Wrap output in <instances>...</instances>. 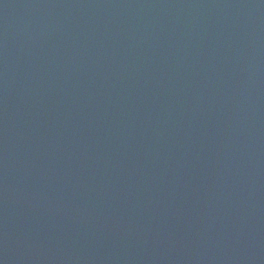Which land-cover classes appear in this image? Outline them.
Instances as JSON below:
<instances>
[{"label": "water", "instance_id": "1", "mask_svg": "<svg viewBox=\"0 0 264 264\" xmlns=\"http://www.w3.org/2000/svg\"><path fill=\"white\" fill-rule=\"evenodd\" d=\"M0 264H264V0H0Z\"/></svg>", "mask_w": 264, "mask_h": 264}]
</instances>
